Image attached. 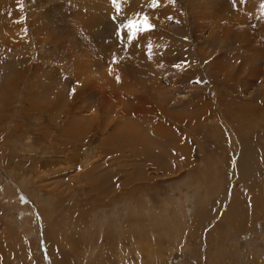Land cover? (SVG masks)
<instances>
[{"label":"rangeland","instance_id":"rangeland-1","mask_svg":"<svg viewBox=\"0 0 264 264\" xmlns=\"http://www.w3.org/2000/svg\"><path fill=\"white\" fill-rule=\"evenodd\" d=\"M0 264H264V0H0Z\"/></svg>","mask_w":264,"mask_h":264},{"label":"snow or ice","instance_id":"snow-or-ice-1","mask_svg":"<svg viewBox=\"0 0 264 264\" xmlns=\"http://www.w3.org/2000/svg\"><path fill=\"white\" fill-rule=\"evenodd\" d=\"M112 2H113V4H115L116 0H112ZM159 2H160V0H151V6L153 8H156L158 6ZM169 19L171 20L172 18L169 17ZM152 28H154V25H152L150 23V18L147 15H144L141 20H130V21H128L127 24L122 25L121 28L117 29L116 35L118 38L121 37L123 35L122 29H127L131 33V36H129L128 38L133 39L137 32L151 30ZM118 42H119V40H118ZM150 47L151 46L149 45V48ZM112 62L117 63L118 61L114 57ZM184 66L187 67V62H185ZM174 67L179 69L181 67V64L178 63V64L174 65ZM117 79L119 80V77H117ZM195 83L201 84V83H205V81L203 79H199V80H196ZM75 92H76V90L72 89V93L75 94Z\"/></svg>","mask_w":264,"mask_h":264},{"label":"bare ground","instance_id":"bare-ground-1","mask_svg":"<svg viewBox=\"0 0 264 264\" xmlns=\"http://www.w3.org/2000/svg\"><path fill=\"white\" fill-rule=\"evenodd\" d=\"M81 40H82V39L80 38V41H81ZM82 42H83V41H82ZM82 42H81V43H82ZM86 43H87V41H86ZM84 44H85V43H84ZM134 139H135L136 141L138 140V139H136V138H134Z\"/></svg>","mask_w":264,"mask_h":264}]
</instances>
